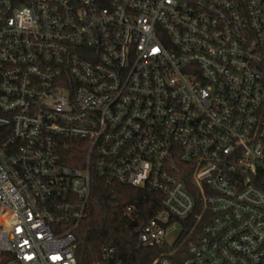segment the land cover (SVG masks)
<instances>
[{
    "label": "built area",
    "instance_id": "1",
    "mask_svg": "<svg viewBox=\"0 0 264 264\" xmlns=\"http://www.w3.org/2000/svg\"><path fill=\"white\" fill-rule=\"evenodd\" d=\"M94 178L150 264H264V0H0V264H78Z\"/></svg>",
    "mask_w": 264,
    "mask_h": 264
},
{
    "label": "trees",
    "instance_id": "2",
    "mask_svg": "<svg viewBox=\"0 0 264 264\" xmlns=\"http://www.w3.org/2000/svg\"><path fill=\"white\" fill-rule=\"evenodd\" d=\"M81 149L70 147V157H80ZM66 164L76 166L72 161ZM160 196L147 189L106 183L94 178L86 216L75 230V256L78 264L120 260L121 264H150L162 248H142L137 245L138 225L159 208ZM131 206L130 213L126 207ZM189 225L190 222H187ZM108 249L114 255H108Z\"/></svg>",
    "mask_w": 264,
    "mask_h": 264
},
{
    "label": "rangeland",
    "instance_id": "3",
    "mask_svg": "<svg viewBox=\"0 0 264 264\" xmlns=\"http://www.w3.org/2000/svg\"><path fill=\"white\" fill-rule=\"evenodd\" d=\"M173 239V235H171L169 238H168V240H172Z\"/></svg>",
    "mask_w": 264,
    "mask_h": 264
}]
</instances>
